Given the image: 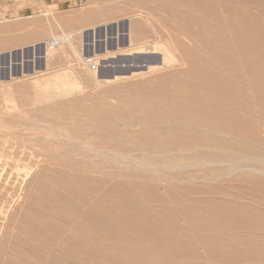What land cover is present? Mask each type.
I'll list each match as a JSON object with an SVG mask.
<instances>
[{
	"label": "rangeland",
	"instance_id": "obj_1",
	"mask_svg": "<svg viewBox=\"0 0 264 264\" xmlns=\"http://www.w3.org/2000/svg\"><path fill=\"white\" fill-rule=\"evenodd\" d=\"M135 1L0 0V112L6 108V104L1 97V89L7 84V88L14 91L15 104L13 103L11 106L16 108L12 110L11 115H2L3 117H1L0 114V123L2 119L7 122L12 119L15 120L16 124L25 128L31 123L33 124L34 121H48L55 116V112L40 116L37 111L46 108V106H33L30 104L29 99L33 95L32 89V91L30 89L18 90L22 85H29L31 82L29 78L33 76L17 80L22 77L23 72L29 75L34 73V69H37L38 72L45 73L48 68L49 72L52 73L65 68L64 70L67 72L75 69V72L85 78L87 74L92 75L94 72L88 67L87 63L89 61L87 60L95 59L94 61H97V63L100 62V68L98 72H94V75L95 77L98 76V80H102L104 74L126 75L125 72L128 70L125 69H131V73H142V71L148 73V69L156 67V64L162 60L170 59L174 55L177 58L186 55L185 58H187L192 53L201 60L202 65H199V70H192V64H189L188 67L177 68L178 71L186 72L179 79L168 76L172 73L169 68L163 70L165 74L163 71H159L158 74L155 73L156 76L151 75L153 78H150L149 75L148 79L146 76V79H140L141 82L138 80V83L136 79L129 80L126 85L134 83L132 84L133 87L130 86L135 89L136 93L123 91L121 99L113 98L110 100V106L114 109V112L118 116L127 118L130 115L126 111L129 107H138L137 109L141 111L136 113L135 116L145 117L143 111L148 112L145 107L150 104L149 101H158V105H155L156 109L154 111L156 113L153 114L154 116L146 117L148 118L147 125L136 127L128 133L122 132L119 134L120 139L114 140L113 148L118 151L127 149V151L134 152L135 145L153 148L158 142L176 141L179 142L177 144L179 146L183 145V141L187 139L192 140L195 144H200L203 141L201 134L204 133L201 130L203 125L201 121L196 120V133L176 136L177 138L172 140L174 137L165 134V132L177 131L181 126L175 128L173 123L155 116L158 114V106L163 104L162 99L164 96H167V94L172 95L189 103L187 95L190 92L195 106L213 115L216 119L215 122L221 124L223 130L230 132L227 133L226 144L217 143L214 145L220 146L224 152H232L231 154L244 151L243 142L255 147L260 144L264 146V0H207L214 7L216 14L214 16V12L212 13V18L215 17V20L210 19L211 23L220 24L224 36L222 39L213 42L209 49L211 55L206 54L207 43H202L201 35L195 37L194 41L188 40V43L184 40L187 50H192L184 52L183 37L176 36L174 28L175 21L172 14L174 0H140L143 2L139 5ZM114 3L117 4L116 8L113 7ZM169 5L172 6L169 7ZM118 6L121 8H118ZM164 6H167L166 10L167 12L170 11L171 14H167L166 10V14H164V11L160 10V7ZM156 9H158V13ZM107 12L113 16H107ZM136 14H144L142 15L144 17L143 20H139L142 29L135 40V45L144 44V47H153L157 44L156 48L145 50L146 54L132 55V57L124 53L123 56L116 55L115 58L110 57L107 58L108 61H104L103 54L107 47L104 39L107 36V31L109 33L108 47L113 52L118 44L117 30L121 27L122 33H125L129 26V18L127 19V17ZM217 16L221 18L220 23L216 22ZM146 19H149L150 23ZM137 20L133 19V22ZM188 26L198 31L197 24ZM90 27L96 28L92 29ZM83 28L87 30L83 35L76 36L75 47L64 46L66 56L61 54L60 51H56L55 54H52L53 56L51 55L48 58L49 60L46 59L44 47H46L45 42L47 40L53 36L73 33ZM96 38L98 41L97 53L101 55L98 60L90 56L94 52L92 44ZM127 41V37H121L123 45ZM145 41L147 44L144 43ZM157 41L164 44L158 45L160 43ZM215 49H219L220 54L223 56L220 62L214 61L213 52ZM76 51L82 55L86 54L85 57L88 58L86 60L80 59L76 55ZM137 57H153L155 61L142 62L138 61L140 59ZM124 59H130L131 62L124 61ZM208 60L209 71L204 78L199 77V71L208 66L205 64ZM126 62L131 66H127ZM72 64L74 68H72ZM101 64L106 67L104 68ZM88 68L91 73H89ZM190 68L192 71H190ZM173 69V72H178L175 68ZM36 76L41 78L43 75L37 74L33 77ZM157 76L161 78L164 76L169 77L167 79L169 81L168 86L167 84L164 85L168 88L163 87L164 89L159 90L158 86L161 87L163 83H157L154 84V87L151 86L153 89L148 87L151 90L148 94V90L145 88L148 86L147 82L160 80V77L157 78ZM146 80L148 81L145 86L144 81ZM142 82H144V88L139 86ZM177 82L179 84L183 82L188 86L190 83L191 90L189 89L190 86L189 88L185 86L188 88L187 91H174L175 87L181 86ZM85 83L82 87L87 86ZM169 85H172L171 88ZM137 86H139V89ZM69 87L68 89L74 91L79 88L78 86ZM94 87L96 88L97 85L94 84L89 88L94 89ZM89 88L86 89L87 92L83 96L91 95L92 98L85 105L93 106L94 103L98 105L96 97L98 98L100 92L109 89L106 86H103L104 90L100 89L102 87L99 86L94 90ZM169 89L170 91H168ZM122 98H125V100ZM184 122H187V120ZM1 135L2 130L0 129ZM72 135L86 138L85 135H75L73 132ZM89 139L91 140L88 141L93 142L92 137ZM205 141L207 142L206 139ZM207 143L210 144V141ZM64 151L65 148L61 150V153H64ZM260 151L262 150L259 149V152L255 153L248 150V153L259 154ZM24 159H27L28 163L26 164L27 161L24 162V160L21 163L22 166L31 165L33 167V174L29 177H26L23 173L21 174L20 170L14 171V177L8 168L4 170L3 166L0 167L1 170L3 169L0 170V174H4L0 177V183H2L0 187H3V189L0 188V230L4 232H0V246L7 237L5 236L7 229H4V227L8 228L10 225L13 226L17 223V226L13 228L18 229L21 218L23 219L27 215L28 207L32 205L33 197L36 194L38 177L54 183L52 180L57 177L58 173L56 171H62L66 175L72 176L73 186H71L73 189L82 190V186L76 184L75 181L84 174L80 167L72 168V164L56 163L52 166L54 171H45L42 168L43 164L37 163L38 159L34 156L31 159L32 161L27 155ZM144 159L157 164L173 163L167 158H163L161 154H155ZM213 168L210 167L204 170L194 167H190L188 170L162 169L154 174L138 169L112 170L113 185L111 186H113V192L111 193V199L114 203L115 213L130 216L132 222L141 226L137 228L138 230H132L128 234L135 237L142 235L144 234L142 230L146 231L142 226L146 225L147 231L169 242L170 245L180 243L185 247L177 248V254L167 252L168 254L164 255L167 256V261L160 260L155 264H264V176H256L250 172H236L235 175L232 174V176L226 177L222 173L227 168L223 166H213ZM5 171L9 176L5 175ZM216 173H220V176L216 177L217 179L213 176ZM153 177L157 179L158 185H161L157 189L152 187L151 178ZM192 178L193 180H191ZM3 183H7L9 186H4ZM5 190L10 191V193ZM121 199H123V203L117 205V200ZM151 216H155L153 218L154 222H151ZM62 222L63 218L59 213L54 215L55 225H63ZM196 242H202V245L198 247H202V249L192 251L189 246ZM171 258L173 263L169 262ZM177 260L178 262H176Z\"/></svg>",
	"mask_w": 264,
	"mask_h": 264
},
{
	"label": "bare ground",
	"instance_id": "obj_2",
	"mask_svg": "<svg viewBox=\"0 0 264 264\" xmlns=\"http://www.w3.org/2000/svg\"><path fill=\"white\" fill-rule=\"evenodd\" d=\"M141 2L143 1H135L138 5ZM172 4L176 36L183 37V41L185 40L187 42L201 35L202 43H207L206 54L211 55L212 53L209 49L213 42L224 37L222 26L219 24L220 27L218 24L211 23V20H215V17L212 18V13L214 12V16H216L214 7H212L207 0H174ZM170 6L172 5H169V7ZM113 7L116 8L117 4L114 3ZM118 8L121 7L118 6ZM166 8L167 6L160 7V10H163L164 14H171L169 10V12H167ZM156 10L155 11L158 13V9ZM159 13L161 14V12ZM142 15L144 14H136L127 17V19L129 18V26L125 30V33H122L121 27H119L116 37L118 44L113 52L110 51L108 47L109 33L107 31V36L104 39L107 45L105 53L103 54L104 61H108L107 58L110 57L115 58L116 55L123 56L128 54V56H132L146 54L145 50H153L156 48L155 46L157 44L155 41L154 43L156 45L153 47H148L147 45H145L147 47H144V44L135 45V40L142 29L141 21H139L143 20L144 16ZM107 16L112 17L113 15L107 12ZM201 16H203V18H201ZM133 19L138 20L133 22ZM149 19L146 20L150 23ZM217 21L219 23L221 21V18L218 16L216 17V22ZM192 24L198 25V31L188 26ZM95 28L96 27H93L92 29ZM86 30L87 29L83 28L73 33H63L60 36L56 35L47 40L45 42L46 47H44L46 59L50 58L56 51H60L61 54L65 55L64 46L68 45L75 47L76 36L83 35ZM122 36L128 39L125 45L121 43ZM159 41L157 42L160 43L161 41ZM185 41V44H183L184 52L187 50ZM97 42L96 38L92 44L94 52L90 54V56L98 60V57L101 55L97 53ZM144 43H146V41ZM149 44L152 45V43ZM163 44L164 43H160L158 45ZM76 53L75 54L82 60L88 58L85 57L86 54L84 53V55L80 54L78 51H76ZM213 55L215 62H220L223 58L219 49H215ZM185 56L177 58V56L174 55L170 59H165V61L162 60L160 63L156 64V67L148 69V73L142 71L144 75L140 72L130 73V75L115 74L113 79L110 78L111 74L109 73L104 74L105 76L103 75L102 80H98V76L95 77L94 72L92 73L93 76L90 74L88 75L86 72L87 75L85 78H82L81 75L75 72V69L74 71L72 69L71 72H67L64 70L65 68L61 71L56 70L52 73L49 72L48 68L46 70L47 73L38 72L37 69H34V73L29 75L23 72L22 77L17 80L37 74L43 76H40L41 78L32 76L29 78L31 81L30 84L20 86L18 90L24 91V89H32L33 95L29 99L30 104L33 106H46V108L37 111L40 116L51 114L52 112H55V116L48 121H34L33 124L31 123L29 126L26 125L27 127L25 128L22 127V125L16 124L15 120L13 121L10 119L11 121L7 122L2 119L0 123V129L2 130V135L0 136V167L3 166L4 170L8 168L10 170L9 172H11L14 177V171L16 170H20L21 174L23 173L26 177H29L33 174V167L31 165H21L24 160V162L27 161V159H24L27 155L29 159L31 157L33 158V156L38 159L37 163H42V168H44L45 171H54L52 166L56 163H66L72 164V168L80 167V170L84 174L75 179L76 184L82 186V190L73 189L72 176L70 177L62 171H56L58 174L57 177H54L52 180L54 183L38 177V185H36V194L33 197L32 205L28 207L27 215L24 216L23 219L21 218L19 228L14 229L13 227L17 226V223L13 225V222L11 223L13 226L10 225L8 228L4 227V229H7L5 233L7 237H5L6 239L0 246V264H155L160 260L166 262L167 256H164L165 254H177V248H185L180 243L177 245H170L169 242L147 231L146 225L142 226L146 229V231L142 230L144 234L137 237L128 234V232L132 230H138L137 228L141 226L132 222L130 216L122 213H115L113 209L114 203L111 199V193L113 192V186H111L113 185L111 178L112 170L138 169L149 171L154 174L162 169L188 170L190 167H194L204 170L210 167L213 168V166H223L227 168L226 171L222 173L223 176L226 177L232 176V174L236 172H250L256 176H264V146L260 144L258 147H255L253 145L250 146L247 142H243L242 145L245 150L240 153L231 154L232 152H224L221 150L220 146L214 145L217 143L226 144L227 133L230 132L223 130L222 125L215 122L216 119H214L213 115L195 106L193 98L190 96L192 94L191 92L187 95L189 103L184 102L183 99L181 101L180 98L167 94L163 99L161 98L163 104L158 106V114L155 116L161 117L166 122L173 123L175 128L181 126L177 131L165 132V134L174 137L172 140H175L177 138L176 136L196 133V120L201 121L203 123L201 130L204 133L201 134L203 136V141L200 144H195L192 140L187 139L183 141V145L179 146L177 145L179 142L176 141L166 143L158 142L153 148L135 145L134 152L127 151V149L118 151L113 148L112 144L114 140L120 139L119 134L122 132L128 133V131L136 127L147 125L148 118L146 117L156 113L154 109H156L155 105H158V101H149L150 104L145 107V110L147 109L148 112H142L145 117H136L135 114L141 110H138V107H129L126 110L130 114L129 116L127 115L129 117L127 118L118 116L114 112V109L110 106V100L113 98L121 99L123 91L133 94L136 93L135 89H132V84L134 83L126 85V82H129V80L136 79L138 83V80H142L143 78L146 79V76L147 79L149 75L151 78V75L156 76L155 73L165 69L168 70L169 68V70H172V73L168 74V76L170 75L173 79H179L181 75L186 74V72L178 71L177 68H185L187 65L192 64V70L200 69L199 65H202L201 60L192 53L189 54V58L187 57L188 59L185 58ZM208 62L209 60L205 63L208 66H205L203 70L199 71V77L204 78L206 76L210 69ZM87 65H89V63H87ZM101 66L103 65L101 64ZM103 67L105 68L106 66ZM72 68H74L73 64ZM77 68L79 67L77 66ZM173 68L178 72H173ZM90 69L88 68L89 71ZM192 70L190 68V71ZM91 71L89 73H91ZM163 72L165 74V71ZM194 73L196 72L194 71ZM168 76L162 78L159 76L160 80L157 81L147 82L148 80H146L144 81V85L146 86L147 82L148 86H143L144 82H142V84L139 83V86L145 87L146 90H148L147 93L151 91L150 89L157 83H163L161 87L158 86V89L160 88L159 90L164 89L163 87H166L164 85L169 82L167 81V79H169ZM159 77L157 76V78ZM141 80L139 82H141ZM84 83L87 86L82 87ZM94 84H96L97 87H102L100 88L102 90H104L103 86L109 89L101 91L98 98L96 97L98 105L95 103L94 106L85 105L88 101H91L92 96L83 95L87 92L86 89ZM130 85H132V87ZM178 85L181 86L175 87L176 90L174 89V91H187L191 84L189 83L188 86V84H183L182 82L180 84L178 83ZM69 86H78L79 88L76 89L77 91H74L68 89L70 88ZM134 86L136 87V85ZM139 86H137L138 89ZM185 86H188V88ZM7 87L8 84L7 86L4 85L1 89V97L6 104L5 110L0 112L1 117L11 115L12 110L16 109L11 106L15 101L14 91ZM97 87H94V89H97ZM148 87H150V89H148ZM189 89L191 90V86ZM168 91H170V89ZM122 99L125 100V98ZM56 103L58 104L50 106ZM185 120H187V122H184ZM72 132L75 135H85L86 138L74 136ZM91 137L93 138V142L88 141L91 140L89 139ZM205 139L207 142L210 141V144H208ZM63 148H65V151L61 153ZM258 148L262 150L259 154L248 153V150L258 153ZM155 154H161L163 158H167V160L173 163L157 164L153 161H145L144 158H149ZM27 163L28 161L26 164ZM219 174L220 173H216L213 176L216 178L220 176ZM1 175L3 176L4 174H0V177ZM5 175H8L7 171H5ZM5 178L3 179H8ZM191 180H193V178ZM151 181L153 183V188L157 189L161 186L158 185L156 178H151ZM7 183H3L4 186H9ZM0 184L2 185V183ZM1 189H3V187ZM10 191L7 192L10 193ZM122 203L123 199L117 200L116 202L117 205ZM58 213L63 218V225H55L54 223V215ZM151 217V222H154L153 218H155V216ZM0 232L4 233L1 230ZM171 235L174 237L173 234ZM201 245L202 242H196L189 246V248L195 251L196 249H202V247L198 248ZM169 262L173 263L172 258L171 260L169 259ZM176 262H178V260Z\"/></svg>",
	"mask_w": 264,
	"mask_h": 264
},
{
	"label": "water",
	"instance_id": "obj_3",
	"mask_svg": "<svg viewBox=\"0 0 264 264\" xmlns=\"http://www.w3.org/2000/svg\"><path fill=\"white\" fill-rule=\"evenodd\" d=\"M137 58L140 59V60L137 59L138 61H142V62H143V61H144V62H153V61H155L153 57H141V58L137 57ZM124 61H127V62L129 61V62H131L130 59H124ZM127 62H126V65H127V66H131V65H129ZM133 68H134V69H137V68H135V67H133ZM138 69H139V68H138ZM125 70H128V71L125 72L126 75H130V73L132 72L131 69H125ZM123 73H124V72H123ZM114 77H115L114 74H111V75H110V78L113 79Z\"/></svg>",
	"mask_w": 264,
	"mask_h": 264
},
{
	"label": "built area",
	"instance_id": "obj_4",
	"mask_svg": "<svg viewBox=\"0 0 264 264\" xmlns=\"http://www.w3.org/2000/svg\"><path fill=\"white\" fill-rule=\"evenodd\" d=\"M89 66H90V68H91V70L92 71H98L99 70V68H100V66H99V63H97L96 61H94V60H89Z\"/></svg>",
	"mask_w": 264,
	"mask_h": 264
},
{
	"label": "crops",
	"instance_id": "obj_5",
	"mask_svg": "<svg viewBox=\"0 0 264 264\" xmlns=\"http://www.w3.org/2000/svg\"><path fill=\"white\" fill-rule=\"evenodd\" d=\"M44 1H47V0H44Z\"/></svg>",
	"mask_w": 264,
	"mask_h": 264
}]
</instances>
